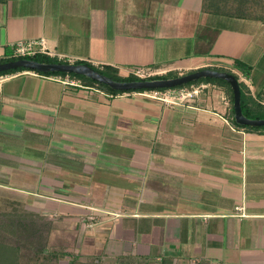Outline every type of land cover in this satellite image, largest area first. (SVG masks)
<instances>
[{
	"label": "crops",
	"instance_id": "0c3cea01",
	"mask_svg": "<svg viewBox=\"0 0 264 264\" xmlns=\"http://www.w3.org/2000/svg\"><path fill=\"white\" fill-rule=\"evenodd\" d=\"M29 39L122 77L228 71L264 105V0H0V61ZM61 78L0 75V203L104 260L264 264V129L233 124L225 85L167 106Z\"/></svg>",
	"mask_w": 264,
	"mask_h": 264
},
{
	"label": "rangeland",
	"instance_id": "374dc122",
	"mask_svg": "<svg viewBox=\"0 0 264 264\" xmlns=\"http://www.w3.org/2000/svg\"><path fill=\"white\" fill-rule=\"evenodd\" d=\"M234 7L239 9V6ZM50 251L61 254L57 259L46 262L44 257ZM93 257L80 254L74 249L73 242L71 245L70 241H50L48 217L0 203V264H69L70 259L78 264H142L132 258L119 262L100 257L93 260Z\"/></svg>",
	"mask_w": 264,
	"mask_h": 264
},
{
	"label": "water",
	"instance_id": "95a60500",
	"mask_svg": "<svg viewBox=\"0 0 264 264\" xmlns=\"http://www.w3.org/2000/svg\"><path fill=\"white\" fill-rule=\"evenodd\" d=\"M16 68H26L37 72H63L85 76L91 80L107 85L113 90H145L158 88H172L200 78H216L227 82L232 90L233 120L241 126H263V119H250L243 115L240 106V87L238 80L232 73L218 71L211 68L198 69L176 77L164 79H146L135 81H114L97 72L86 64L74 63H44L33 59H16L0 63V73Z\"/></svg>",
	"mask_w": 264,
	"mask_h": 264
},
{
	"label": "trees",
	"instance_id": "16d2710c",
	"mask_svg": "<svg viewBox=\"0 0 264 264\" xmlns=\"http://www.w3.org/2000/svg\"><path fill=\"white\" fill-rule=\"evenodd\" d=\"M31 59L38 61V62H44V63H67L66 61L57 60L56 58H52V57H49L47 55H42V54L35 55V56L31 57ZM11 60H15V59L7 58L4 60H1L0 63L11 61ZM81 63L90 66L91 68H93L97 72L109 77L110 79H112L114 81H135V80H146V79H164V78H171V77L178 76L176 73L167 72L163 75H156V76H152V77L145 78V79H139V78L134 77L132 75H127V76L122 77L118 74V71L116 69L109 67V66H93L89 62H85V61H78V62H75L74 64H81ZM236 66L241 68L240 64H236ZM21 70H29V69L16 68L13 70L2 72V73H0V75L8 74V73L16 72V71H21ZM215 70H218V69H215ZM30 71H34V70H30ZM218 71H223V70H218ZM34 72H37V71H34ZM224 72H228V71H224ZM37 73L42 74V75H48V76H50V75H57V76H62V77L68 76L70 78H74V79L79 80L84 85L95 86L98 89L104 90L107 93L112 94V95L120 94V93H124V92H141V91H143V90H125V91L124 90H113V89H110L107 85H104L102 83L91 80L85 76L74 74V73H63V72H46V73L37 72ZM228 73H230V72H228ZM234 77L236 78L235 75H234ZM201 81L214 82V83H219V84L225 85L229 91L230 102H232V99H233L232 98V90H231L229 84L223 80L216 79V78H209V77L200 78V79H197L195 81H190V82H187L185 84H181V85H178V86H175L172 88L190 86L192 84H196V83H199ZM158 89H165V88H158ZM145 90H147V89H145ZM240 106H241L242 113L245 117L250 118V119H263L264 118V105L256 104V105H253V107H249L245 102V99L243 97V93L241 92V90H240ZM231 113L233 114L232 107H231ZM232 122L234 125H236L238 127H243V128H247V129H264V125L263 126H257V127L238 125L234 122L233 118H232ZM60 254L61 253H59L57 251H50V252H48V254L45 255V257H44L45 261L51 262L55 258L57 259L58 255H60ZM130 258L131 257L124 256V257H118L115 259L117 261L121 262V261H127ZM92 259L97 260L98 257L94 256ZM132 259H134V258H132ZM137 260H140V259H137ZM140 261L142 264H147L143 260H140ZM94 262H96V261H94ZM69 264H78V263H77V261L70 259Z\"/></svg>",
	"mask_w": 264,
	"mask_h": 264
},
{
	"label": "built area",
	"instance_id": "2783aa9c",
	"mask_svg": "<svg viewBox=\"0 0 264 264\" xmlns=\"http://www.w3.org/2000/svg\"><path fill=\"white\" fill-rule=\"evenodd\" d=\"M42 54L53 57L44 46L42 39H29L17 41L11 45V53L9 58L13 59H31V57ZM59 60L62 57L57 56ZM164 74L160 71H154L145 67H132L128 70L127 75H132L139 79H145L156 75ZM63 84L79 86V82L65 76L60 79ZM202 86L177 87L165 89H148L139 92L143 97L160 102L167 106L180 105L186 101L193 99L200 91ZM240 210L239 207H237Z\"/></svg>",
	"mask_w": 264,
	"mask_h": 264
}]
</instances>
